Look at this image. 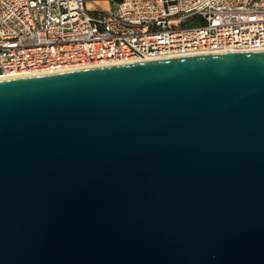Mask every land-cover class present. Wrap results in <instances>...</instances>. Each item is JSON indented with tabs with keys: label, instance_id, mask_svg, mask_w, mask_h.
Segmentation results:
<instances>
[{
	"label": "water",
	"instance_id": "95a60500",
	"mask_svg": "<svg viewBox=\"0 0 264 264\" xmlns=\"http://www.w3.org/2000/svg\"><path fill=\"white\" fill-rule=\"evenodd\" d=\"M0 264H264V50L1 79Z\"/></svg>",
	"mask_w": 264,
	"mask_h": 264
},
{
	"label": "built area",
	"instance_id": "2783aa9c",
	"mask_svg": "<svg viewBox=\"0 0 264 264\" xmlns=\"http://www.w3.org/2000/svg\"><path fill=\"white\" fill-rule=\"evenodd\" d=\"M0 0V80L203 53L264 50V0ZM200 24L183 26L192 16Z\"/></svg>",
	"mask_w": 264,
	"mask_h": 264
},
{
	"label": "crops",
	"instance_id": "0c3cea01",
	"mask_svg": "<svg viewBox=\"0 0 264 264\" xmlns=\"http://www.w3.org/2000/svg\"><path fill=\"white\" fill-rule=\"evenodd\" d=\"M113 1L112 0H87L86 6L89 10H94L96 8H102V9L107 10L113 7Z\"/></svg>",
	"mask_w": 264,
	"mask_h": 264
},
{
	"label": "rangeland",
	"instance_id": "374dc122",
	"mask_svg": "<svg viewBox=\"0 0 264 264\" xmlns=\"http://www.w3.org/2000/svg\"><path fill=\"white\" fill-rule=\"evenodd\" d=\"M200 24V20H199V16L196 15V16H192L190 21L183 24V26H193V25H198Z\"/></svg>",
	"mask_w": 264,
	"mask_h": 264
},
{
	"label": "trees",
	"instance_id": "16d2710c",
	"mask_svg": "<svg viewBox=\"0 0 264 264\" xmlns=\"http://www.w3.org/2000/svg\"><path fill=\"white\" fill-rule=\"evenodd\" d=\"M114 1H118V0H114Z\"/></svg>",
	"mask_w": 264,
	"mask_h": 264
}]
</instances>
